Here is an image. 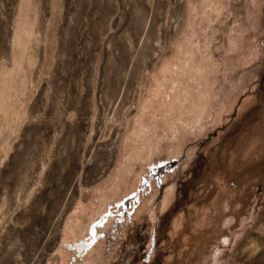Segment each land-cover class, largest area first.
Here are the masks:
<instances>
[{
	"label": "rangeland",
	"instance_id": "374dc122",
	"mask_svg": "<svg viewBox=\"0 0 264 264\" xmlns=\"http://www.w3.org/2000/svg\"><path fill=\"white\" fill-rule=\"evenodd\" d=\"M0 109V264H264V0H0Z\"/></svg>",
	"mask_w": 264,
	"mask_h": 264
},
{
	"label": "bare ground",
	"instance_id": "6f19581e",
	"mask_svg": "<svg viewBox=\"0 0 264 264\" xmlns=\"http://www.w3.org/2000/svg\"><path fill=\"white\" fill-rule=\"evenodd\" d=\"M23 53V52H22ZM12 94V93H11ZM11 98V97H10ZM1 110V109H0ZM2 111H4V110H2ZM2 113V112H1ZM4 113V112H3ZM8 114V113H7ZM10 116V115H9ZM9 123V122H8Z\"/></svg>",
	"mask_w": 264,
	"mask_h": 264
}]
</instances>
